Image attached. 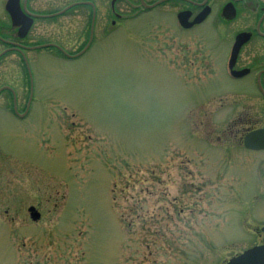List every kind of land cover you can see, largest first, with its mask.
<instances>
[{"label":"rangeland","instance_id":"rangeland-1","mask_svg":"<svg viewBox=\"0 0 264 264\" xmlns=\"http://www.w3.org/2000/svg\"><path fill=\"white\" fill-rule=\"evenodd\" d=\"M68 1L36 0L35 8ZM78 21L39 23L30 40L75 54L87 42L62 41L59 27L71 36ZM126 25L76 61L57 50L26 55L31 113L0 116V264H223L256 244L262 197L244 196L258 172L224 163L199 122L217 110L200 89L204 76L178 66L181 46L203 44L176 43L175 22L159 14Z\"/></svg>","mask_w":264,"mask_h":264},{"label":"flooded vegetation","instance_id":"flooded-vegetation-1","mask_svg":"<svg viewBox=\"0 0 264 264\" xmlns=\"http://www.w3.org/2000/svg\"><path fill=\"white\" fill-rule=\"evenodd\" d=\"M7 1L2 0L0 11V73L8 69V79L12 81L0 80V116L10 120L21 121L29 107L28 100L22 104V58L23 54L33 52L31 49L36 42L30 38L39 23L48 26L52 21L57 23L62 18L77 17L79 27L71 36L69 28L60 24L59 31L62 30L65 37L61 40L68 42L73 37L71 40L88 42L91 36L92 41L101 35L107 38L108 32L129 30L127 23L146 21L149 15L159 14L175 22L179 31L171 35V39L176 43L182 39L201 42L203 47L195 52L188 51L187 45H180L176 57L183 58L177 61L178 66L184 64V69L194 72L196 78L204 76L200 89L207 105L217 110L209 107L199 122L209 124L207 140L221 145L224 163L231 160L233 167L254 171L255 175L258 172L249 178L251 184L246 183L251 190L244 197L252 195L255 200L262 197L260 212L256 214L260 221L253 227L257 241L251 248L264 246V192L259 189L264 182V148L246 146L247 137L264 131V0H70L50 11L36 9V0H17L20 10L32 21L24 38L5 10ZM154 5L152 9L147 7ZM52 15L55 17H49ZM200 17L203 19L197 21ZM7 59L6 64L3 61ZM28 62L31 68L29 58ZM7 74H0V78L5 80ZM31 107L30 104L24 120L30 115ZM226 171L228 174L230 168Z\"/></svg>","mask_w":264,"mask_h":264},{"label":"water","instance_id":"water-1","mask_svg":"<svg viewBox=\"0 0 264 264\" xmlns=\"http://www.w3.org/2000/svg\"><path fill=\"white\" fill-rule=\"evenodd\" d=\"M7 11L11 16L13 26H20V35L22 38H24L32 24L31 19L29 17L25 16L23 11L20 10L19 5L17 0H9L7 4ZM203 19L200 17L197 21H201ZM53 46V45H52ZM49 46H41L37 47L36 49H41ZM56 47L58 50H60L65 56L71 59H75L80 57L82 53L76 56H69L67 55L61 48ZM31 77V75H30ZM31 82H32V77H31ZM33 90V88H32ZM256 145L258 148H264V131L257 132L253 135H250L246 139V146L251 147ZM29 214L30 218L33 222H38L41 219V214L36 210L35 207H30L29 208ZM226 264H264V246L262 247H254L252 249L247 250L241 255H238L234 258H232L229 262Z\"/></svg>","mask_w":264,"mask_h":264}]
</instances>
